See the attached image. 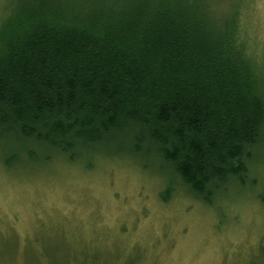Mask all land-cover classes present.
Segmentation results:
<instances>
[{"label": "trees", "instance_id": "obj_1", "mask_svg": "<svg viewBox=\"0 0 264 264\" xmlns=\"http://www.w3.org/2000/svg\"><path fill=\"white\" fill-rule=\"evenodd\" d=\"M236 5H16L0 27L4 164L42 149L74 159L113 143L157 157L208 203L245 182L264 145V82L235 30Z\"/></svg>", "mask_w": 264, "mask_h": 264}, {"label": "rangeland", "instance_id": "obj_2", "mask_svg": "<svg viewBox=\"0 0 264 264\" xmlns=\"http://www.w3.org/2000/svg\"><path fill=\"white\" fill-rule=\"evenodd\" d=\"M211 1L223 13L237 4L235 30L264 82V0ZM31 2L42 0H0V27ZM19 156L7 167L0 150V264H264L263 144L246 181L210 203L157 157L113 143L74 159Z\"/></svg>", "mask_w": 264, "mask_h": 264}]
</instances>
